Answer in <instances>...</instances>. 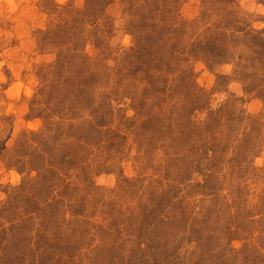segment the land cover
<instances>
[{"label":"rangeland","instance_id":"rangeland-1","mask_svg":"<svg viewBox=\"0 0 264 264\" xmlns=\"http://www.w3.org/2000/svg\"><path fill=\"white\" fill-rule=\"evenodd\" d=\"M0 264H264V0H0Z\"/></svg>","mask_w":264,"mask_h":264}]
</instances>
